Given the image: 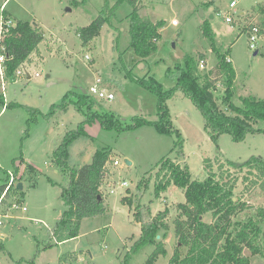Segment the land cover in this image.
<instances>
[{"label":"rangeland","instance_id":"rangeland-1","mask_svg":"<svg viewBox=\"0 0 264 264\" xmlns=\"http://www.w3.org/2000/svg\"><path fill=\"white\" fill-rule=\"evenodd\" d=\"M230 1L139 0L143 18L162 22L157 48L143 58L131 46L135 4L129 0H0V32L2 18H7L14 24L37 22L33 25L44 35L25 62L30 77L17 72L9 77L6 69L5 87L0 77V94L4 92L0 99V185L12 181L1 206L9 215L0 218L4 246L0 264H146L155 245L140 242L142 223L136 213L151 217L165 210L164 222L169 227L162 228L157 238L164 241L167 253L155 264L169 263L178 246L176 205L185 201V195L176 183L156 194L155 182L163 158H180L175 149L178 135L173 130L161 132L151 123L132 126L136 116L153 121L160 117L157 93L139 79L150 82L152 77L163 90L174 89L177 81L172 72L185 66L187 55L195 56L198 63L203 59L205 68L200 70L209 72L218 61L216 49L232 59L234 99L247 94L264 99V0H239L235 8H230ZM99 16L106 19L101 32L85 44L78 31ZM227 16L233 20L227 21ZM253 25L261 29L255 48L249 45ZM205 26L212 30V38L204 33ZM97 78L115 98H95L96 108L123 121L119 127L103 128L97 120L86 126L89 135L79 137L69 148L73 167L92 162L98 149L111 152L103 187L106 212L84 218L79 234L72 237L71 225L60 223L66 210L61 189L68 178L57 169L53 151L59 139L85 119L73 94L89 93ZM165 104L172 127L183 137L179 162L187 163L194 178L205 179L213 171L224 182L234 183V193L252 206L234 218H258L255 208L264 206V193L255 172L231 163L264 157V133H250L235 141L223 132L213 140L202 112L182 90H176ZM116 159L119 165L114 164ZM124 180L129 184L122 187L119 183ZM19 182L23 184L20 190ZM123 198L130 201L124 203ZM15 200L27 211L9 209ZM204 220L211 222L212 212L204 213ZM260 226L256 242L264 253V221ZM244 254L250 264H264V255L252 254L249 248Z\"/></svg>","mask_w":264,"mask_h":264},{"label":"trees","instance_id":"trees-1","mask_svg":"<svg viewBox=\"0 0 264 264\" xmlns=\"http://www.w3.org/2000/svg\"><path fill=\"white\" fill-rule=\"evenodd\" d=\"M129 1L135 4L130 20L131 46L144 58L157 48L162 22L153 23L143 18L137 6L139 0ZM105 21L103 16H99L79 29L78 34L85 44L100 34ZM204 33L211 38L213 36L212 30L206 26ZM43 39V33L30 21H17L11 27L3 39L9 55L6 63L9 77L27 61ZM215 51L218 61L209 72L200 70L195 56L187 55L185 66H177L172 72L177 81L174 89L163 90L152 77L150 82L146 78L139 79V82L157 93L160 117L159 120L153 121L136 116L132 126L151 123L161 132L173 130L178 135L175 149H178L180 158H163L156 172L155 182L156 194L166 191L171 183H176L183 188L185 195V201L176 205L179 212L174 219V233L178 238V246L168 264H250V257L244 254L246 248H249L252 254L264 255L256 242L262 230L260 222L264 221V206L255 208L258 218L236 220L234 217L252 207L234 193L236 185L229 180L224 182L213 171L205 179L192 176L187 163L179 162L184 153L183 137L179 129L172 127L169 109L165 104V100L176 90H182L202 112L205 127L213 140L223 132L230 133L235 141L244 140L250 133H264V99L255 94H247L239 95L235 100L236 71L231 62L226 60L225 54L216 49ZM1 96H4V92L0 94V99ZM95 98L99 99L82 90L76 96L73 94L72 100L76 101L79 110L86 115L85 119L79 123L77 129L62 136L53 151V161L57 169L68 178L67 184L61 189L66 210L60 223L71 225L72 237L79 234L84 218L106 212L103 187L108 177L107 168L111 152L105 147L98 149L92 162L73 167L69 163V148L79 137L89 135L87 125H92L98 120L103 128L119 127L123 121L114 113L101 111L100 106L96 108ZM231 164L235 167H248L250 171H254L257 185L264 193L263 156H254L245 162ZM7 185V182L0 185V199ZM122 201L129 202L130 199L123 198ZM209 211L212 212V221L206 222L204 213ZM136 216L142 223L140 242L149 241L155 245L146 264H155L160 255L167 253L164 241L157 238L162 228L169 227V224L164 222L167 210L151 217H145L141 211H137ZM3 249L0 239V251Z\"/></svg>","mask_w":264,"mask_h":264},{"label":"built area","instance_id":"built-area-1","mask_svg":"<svg viewBox=\"0 0 264 264\" xmlns=\"http://www.w3.org/2000/svg\"><path fill=\"white\" fill-rule=\"evenodd\" d=\"M239 0H231L230 1V8H235L238 4ZM227 21H232V17L231 16H227L226 17ZM15 24L13 23V20L11 19H4L2 18L1 21V32H0V77L2 79L3 85L5 87V75H6V69H7V60L9 58V55L7 53V46L4 44L3 39L4 37L9 33L11 27H13ZM261 32V29L258 25H253L250 29V33H249V45L251 48H255L256 47V41L259 37V33ZM86 58H90V56L86 55ZM226 60L228 62H232V59L227 56ZM199 67L200 69H204L205 68V61L202 59L199 62ZM17 75H24L25 73H28L27 70V65L24 63L23 65H21L18 69H17ZM29 74V73H28ZM36 76H39L40 73L36 72L35 73ZM103 81L100 78H97L96 83L91 87L90 89V93L93 94L94 96H96L99 99L102 100H108V101H112L115 98V94L114 92L110 91L105 85H103ZM115 165H119L120 162L118 159H116L114 161ZM13 179V178H12ZM12 183V181H11ZM11 183H9L0 199V218L3 216H8L9 214L7 213H3V211L5 210V208L1 207L2 204L4 203L3 198L7 195L8 190L10 189ZM129 183L128 181L124 180L122 182L119 183L120 186L124 187L127 186ZM112 192L114 191L113 189L111 190ZM9 209L11 210H15V209H21L22 211H27V207L23 206L21 203H19L18 201H11L8 205ZM2 223V221L0 220V224Z\"/></svg>","mask_w":264,"mask_h":264},{"label":"water","instance_id":"water-1","mask_svg":"<svg viewBox=\"0 0 264 264\" xmlns=\"http://www.w3.org/2000/svg\"><path fill=\"white\" fill-rule=\"evenodd\" d=\"M33 24H37V22H33ZM258 53V50L255 52V54H257ZM29 75V77L31 76L30 74H28ZM48 76H50V75H48ZM125 163L126 164H132V161L131 160H129V159H125ZM19 189H22L23 188V184L21 183V182H19L18 183V186H17ZM100 198H101V196H100Z\"/></svg>","mask_w":264,"mask_h":264}]
</instances>
